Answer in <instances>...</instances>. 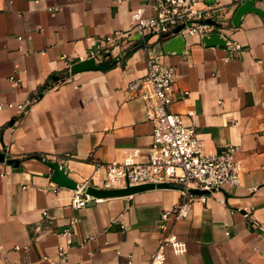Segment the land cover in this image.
<instances>
[{"label": "crops", "instance_id": "crops-1", "mask_svg": "<svg viewBox=\"0 0 264 264\" xmlns=\"http://www.w3.org/2000/svg\"><path fill=\"white\" fill-rule=\"evenodd\" d=\"M245 1L199 2L227 46L189 37L178 54L165 52L157 37L148 44L175 68L171 110L196 125L203 152L238 145L243 163L239 185L209 193L172 222L187 252L167 247L170 264H264V16L249 12L234 26ZM256 6L264 9V0ZM139 8L153 12L149 0H0V264H149L158 249L166 234L161 215L181 199L177 185L75 208L73 189L55 187L45 162L101 187L105 171L97 173V164L122 161L133 149L146 161L153 125L130 89L148 72L145 48L126 57L122 46L113 48L108 60H120L105 70L74 74L63 60H80L103 37L131 28ZM71 221L74 239L63 261L61 231Z\"/></svg>", "mask_w": 264, "mask_h": 264}, {"label": "built area", "instance_id": "built-area-1", "mask_svg": "<svg viewBox=\"0 0 264 264\" xmlns=\"http://www.w3.org/2000/svg\"><path fill=\"white\" fill-rule=\"evenodd\" d=\"M199 2L200 0H149L153 10L151 15H144L145 8L136 9L131 13V28L116 30L103 37L86 57L78 60L68 55L63 56L66 67L71 70L81 61L94 59L99 64L108 60L113 48L117 46H122L123 51L144 47L147 52V74L130 84V89L137 91L144 100L146 118L153 125L147 159L139 161V150L133 149L122 161L97 164L96 172L99 173L102 169L105 171L102 188L112 189L161 182L178 186L181 199L161 215L159 227L165 230L166 234L149 264H170L166 256L167 247L179 255L187 252V244L173 232L172 222L188 217L195 203L205 202L208 198V194H193L189 190L212 191L225 185H239L243 169L242 160L237 156L240 151L238 145H228L219 153L203 152L202 141L197 137L196 125H186L182 115L171 110L177 92L175 68L165 64L154 47L148 45L153 37H157L160 43L178 35L187 39L198 37L204 40L205 36L219 32L217 24L208 22L209 19L216 20L212 11L199 7ZM181 26L182 28L176 32ZM234 47L239 49V43H235ZM180 94L187 96L189 91ZM20 109H23V106ZM73 191L71 204L75 208L104 200L87 194L84 186ZM112 222H119L121 228H126L121 219L115 218ZM73 224L74 221H71L70 225L61 231L67 238V245L60 246L58 250L59 258L63 261L68 258L69 248L73 243Z\"/></svg>", "mask_w": 264, "mask_h": 264}, {"label": "water", "instance_id": "water-1", "mask_svg": "<svg viewBox=\"0 0 264 264\" xmlns=\"http://www.w3.org/2000/svg\"><path fill=\"white\" fill-rule=\"evenodd\" d=\"M257 0H246L243 2L236 10L235 15L232 19V24L234 26H238L241 23L242 18L249 12H255L262 16H264V9L256 6ZM211 24H216V22L212 19L208 20ZM181 27L176 29L178 32ZM228 39L225 38L222 33H212L208 36L204 37V44L206 46H227ZM187 44V38L182 35H178L176 37L170 38L162 43L165 52L169 53H178L182 54L185 51ZM120 59H110L107 61H103L99 64L95 62L94 59H89L85 61H81L76 63L72 69L71 73H78L86 70H105L113 67ZM0 160L5 161V154L0 153ZM11 163L12 160H9ZM45 162L53 168V173L51 176L52 181L62 187H67L70 189H76L77 187H83L87 194L95 197V198H113V197H122V196H130L139 192L155 189V188H170L173 187L168 182H161V183H147V184H140V185H127L126 187L120 188H102L99 186L94 185H84L83 183L77 182L75 179L69 176V169L67 166L61 164L58 161H52L46 159ZM220 190V189H218ZM193 194H209L213 191H217L213 189L210 190H202V189H190L189 190Z\"/></svg>", "mask_w": 264, "mask_h": 264}, {"label": "trees", "instance_id": "trees-1", "mask_svg": "<svg viewBox=\"0 0 264 264\" xmlns=\"http://www.w3.org/2000/svg\"><path fill=\"white\" fill-rule=\"evenodd\" d=\"M137 48H138V47H137ZM132 50H134V49L128 50V51L126 52V54L124 55V57L128 56Z\"/></svg>", "mask_w": 264, "mask_h": 264}]
</instances>
